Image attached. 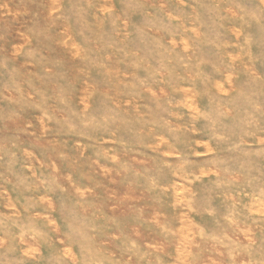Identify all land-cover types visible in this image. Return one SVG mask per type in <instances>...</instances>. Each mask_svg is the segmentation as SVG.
Returning a JSON list of instances; mask_svg holds the SVG:
<instances>
[{"label":"rangeland","instance_id":"obj_1","mask_svg":"<svg viewBox=\"0 0 264 264\" xmlns=\"http://www.w3.org/2000/svg\"><path fill=\"white\" fill-rule=\"evenodd\" d=\"M0 264H264V0H0Z\"/></svg>","mask_w":264,"mask_h":264},{"label":"bare ground","instance_id":"obj_2","mask_svg":"<svg viewBox=\"0 0 264 264\" xmlns=\"http://www.w3.org/2000/svg\"><path fill=\"white\" fill-rule=\"evenodd\" d=\"M214 244H215V243H214ZM210 246H211V245H210ZM199 253H200V252H199ZM202 253H203V252H202ZM202 253H201V254H202ZM202 255H203V254H202ZM232 256H233V255H232ZM230 258H231V257H230Z\"/></svg>","mask_w":264,"mask_h":264}]
</instances>
